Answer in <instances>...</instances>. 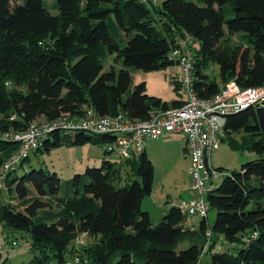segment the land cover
Returning a JSON list of instances; mask_svg holds the SVG:
<instances>
[{"label": "trees", "instance_id": "obj_1", "mask_svg": "<svg viewBox=\"0 0 264 264\" xmlns=\"http://www.w3.org/2000/svg\"><path fill=\"white\" fill-rule=\"evenodd\" d=\"M55 7L57 16L45 0H0V174L19 149L4 136L26 131L39 118L81 117L87 107L99 117L123 114L148 121L153 107L171 108L147 95L144 82L129 93L128 69H180L172 54L186 38L200 42L195 57L200 97L214 96L231 81L244 89L264 86V0H58ZM227 34H241L242 44H221ZM107 55L126 69L104 72ZM208 62L219 66L220 83L201 72ZM181 104L175 101L173 107ZM77 133L52 134L33 153L113 141ZM225 133L222 141L232 149L258 158L230 172L209 194L217 218L207 251L211 264H264V104L228 116ZM124 162L139 179L128 183L122 163L107 161L63 189L59 175L32 164L31 156L6 173L0 222L12 236L30 233L34 257L23 264H68L76 258L80 264L198 263L207 221L199 229L187 227L168 200L169 212L154 224L141 208L154 186L152 161L144 150ZM82 235L91 241L77 244Z\"/></svg>", "mask_w": 264, "mask_h": 264}, {"label": "built area", "instance_id": "obj_2", "mask_svg": "<svg viewBox=\"0 0 264 264\" xmlns=\"http://www.w3.org/2000/svg\"><path fill=\"white\" fill-rule=\"evenodd\" d=\"M191 43V38L180 41L178 49L172 54L179 63L180 83L188 96L179 107H172L154 114L148 121L131 120L123 114L116 117H99L87 107H85V116L81 117L63 114L56 120L39 118L31 123L26 131H11L4 136L17 142L19 149L5 163L0 174V185L7 172L20 166L32 152L42 146L45 139L55 133L74 134L81 131L96 137L108 136L113 141L106 142L105 151L118 159H132L139 156L145 150L146 141L149 139L157 140L169 135H183L186 139L185 151L191 161L190 197L170 200L171 205H175L185 216L187 227L193 228L192 219L195 217L207 221L211 209L208 197L214 182L230 175V172L224 174V171L214 168L211 163L212 154L226 136L227 118L238 112L263 105L264 86L244 89L235 81H231L222 86L214 96L200 97L195 87L196 58L190 46ZM212 236L213 233L209 227L206 232L207 242ZM17 245V242L13 243V246ZM80 263V259L76 258L74 262L68 264ZM197 264H203L202 258Z\"/></svg>", "mask_w": 264, "mask_h": 264}, {"label": "rangeland", "instance_id": "obj_3", "mask_svg": "<svg viewBox=\"0 0 264 264\" xmlns=\"http://www.w3.org/2000/svg\"><path fill=\"white\" fill-rule=\"evenodd\" d=\"M58 0H45L46 8L52 15H59V10L55 5ZM242 36H230L229 34L222 40H228L230 46L236 47L242 44ZM244 44V43H243ZM194 56L197 57L200 49V42L195 41L191 45ZM199 58H203L198 55ZM115 70L118 75L121 70L126 69L122 60H117L115 55H107L104 60V72ZM128 69V68H127ZM132 76V83L129 93L135 90V87L140 83H145L146 93L150 97H156L167 103L169 107H173L175 101L185 102L188 98L185 89L182 86L177 88L180 83L181 71L178 66H169L154 71H143L139 69H128ZM201 72L207 75L210 80H216L220 83L219 66L214 62H208L206 69H201ZM129 94L125 96V99ZM163 111L162 108L153 107V114H159ZM44 119V118H40ZM42 121V120H41ZM78 133H74L75 136ZM90 135V134H88ZM92 136V135H90ZM95 137V136H94ZM53 139V137H51ZM185 137L183 135H173L167 138L151 140L146 142L145 150L149 153L152 164L154 166L155 178L152 193L142 201V211L148 212L154 224H158L170 210L168 200L188 199L190 186V158L185 151ZM106 143L95 144L86 142L83 145L63 144L52 147L49 152L40 153L36 156L33 152L30 154L32 164L42 163L44 167L52 172H56L62 179L63 189L67 183L74 179L78 174H85L89 168H102L104 162L122 163L121 174L124 179H128V183L139 179L129 165H125L124 159H118L113 154L105 151ZM147 153V154H148ZM258 156L251 152L241 153L232 149L228 140L222 141L219 148L212 154L211 163L214 168L224 169V174L237 171L246 163L256 160ZM225 177L214 182V187L217 189L223 182ZM127 181V180H126ZM6 195H8L6 193ZM217 218V210L211 208L208 213L207 225L208 228H213ZM204 219L193 218L194 227L199 229L200 223ZM210 240L215 241V235ZM210 240L207 242V247L202 255L203 264H211V254L207 251ZM90 238L80 236L77 244L90 242ZM17 242V246L13 243ZM218 244V249L222 250L225 246ZM227 244V243H226ZM187 245H182L185 248ZM228 246V244H227ZM222 248V249H221ZM34 257L32 250L31 235L27 231H17L14 235H10L6 231L3 222H0V264L7 259V264H23L29 262Z\"/></svg>", "mask_w": 264, "mask_h": 264}, {"label": "crops", "instance_id": "obj_4", "mask_svg": "<svg viewBox=\"0 0 264 264\" xmlns=\"http://www.w3.org/2000/svg\"><path fill=\"white\" fill-rule=\"evenodd\" d=\"M181 71V70H180ZM171 136H173V135H171ZM168 136H165V137H162V138H167ZM169 137H170V135H169ZM161 139V138H160ZM147 143L148 142H150L151 143V139H149V140H147L146 141ZM147 143L145 144V146H147ZM186 143V142H185ZM146 152H147V150H145ZM148 153V152H147ZM148 155H149V153H148ZM150 157V156H149ZM151 159V158H150ZM193 223V222H192ZM193 229H197V227H194V225H193Z\"/></svg>", "mask_w": 264, "mask_h": 264}]
</instances>
